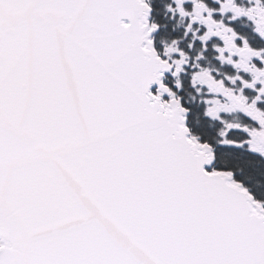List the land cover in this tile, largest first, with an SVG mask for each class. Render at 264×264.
<instances>
[{"label": "snow or ice", "instance_id": "6c2138e0", "mask_svg": "<svg viewBox=\"0 0 264 264\" xmlns=\"http://www.w3.org/2000/svg\"><path fill=\"white\" fill-rule=\"evenodd\" d=\"M0 264H264V0H0Z\"/></svg>", "mask_w": 264, "mask_h": 264}]
</instances>
